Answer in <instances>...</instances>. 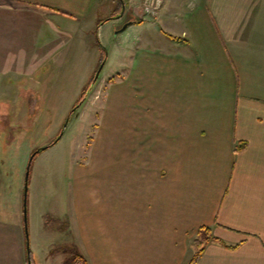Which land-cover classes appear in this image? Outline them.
Segmentation results:
<instances>
[{"label": "crops", "instance_id": "1", "mask_svg": "<svg viewBox=\"0 0 264 264\" xmlns=\"http://www.w3.org/2000/svg\"><path fill=\"white\" fill-rule=\"evenodd\" d=\"M121 7L128 25L117 30L126 19L113 9ZM141 9V0H0V83L25 72L28 57L39 58L38 67L62 48L75 71L92 73L102 56L93 29L101 36L106 27L104 93L114 82L132 90L130 116L104 132L107 140L99 136V183L75 190L71 216L60 225L53 219L71 241L48 253L60 264H75L77 252L85 264H186L207 226L236 246L208 241L195 264H264V0H163L154 16ZM37 10L57 22L48 36L42 22L28 27ZM103 16L110 19L96 27ZM124 134L136 167L125 175L123 162L110 165L115 170L104 178ZM15 218L0 223V264H27L23 220ZM70 245L68 256L60 248Z\"/></svg>", "mask_w": 264, "mask_h": 264}, {"label": "rangeland", "instance_id": "2", "mask_svg": "<svg viewBox=\"0 0 264 264\" xmlns=\"http://www.w3.org/2000/svg\"><path fill=\"white\" fill-rule=\"evenodd\" d=\"M159 9L154 14H147L141 9V13L145 16H154ZM108 10H104L102 14H106ZM37 11L45 14L37 13ZM37 11L36 14L32 12L29 15L28 27L31 31L32 28L35 30V27L42 22L43 31L48 36V32L52 27L57 26V22L49 20L51 16H46L47 11ZM113 11H115L114 17L123 13V19H126L122 24H117L116 29L119 30L124 23L128 22L126 18L128 15L125 16L126 8L121 7ZM105 17L97 21L96 27L107 20ZM67 22L74 24L72 20ZM93 30L95 42L102 51H105L106 59L108 52L111 51L106 27L103 28L101 36L97 35L98 28ZM31 31L29 37L35 38ZM36 34L41 35L43 32L41 30ZM112 34L113 32L110 33L111 37ZM36 42L38 43V40ZM38 44L42 45L43 42L40 41ZM38 44L36 46L40 47ZM44 44H47L45 39ZM68 56L67 48H62L55 56L44 59L38 67L36 61L39 58L28 57L25 72H12L11 81L0 83L2 85L0 87V215H7L8 212L12 215L10 221L1 219L0 223H13L15 216L23 220L27 250L33 264H60L53 257L55 253L48 252L61 243L68 244L67 242L71 241L70 237L66 239L68 237L66 227L57 228V225L66 219L65 217L71 216L67 200L71 198L75 190L76 194H80L84 191L85 185L90 184L92 188L94 180L99 183L98 180L102 175L99 176V169L94 166L96 161L93 160L98 153L96 146L100 140L99 136L104 135L106 130H114L116 125L123 123L125 118L130 116L132 109L130 101L132 90L125 82L119 84L114 82L115 86L108 90V95H105V81L100 79L103 75L106 76L107 67L105 65L102 68L105 62V59L101 61L102 56L92 73L75 71V67L70 63L71 58ZM36 68H39L38 80ZM2 76L4 77L5 74ZM113 76L107 81H113L115 79ZM91 77H94L91 87L81 103L72 111L70 118H67L69 110ZM20 82L23 83L22 87ZM108 97L110 100L107 101ZM92 114H94L93 119ZM101 114L103 116L100 119L104 117L105 121L99 126ZM126 121L129 122L128 119ZM56 136L58 140L37 153L27 170L31 152L49 144ZM104 136L107 140V136ZM131 139V135L128 134L120 136L122 151L118 155L113 154V161L112 156L109 155L110 163L105 162L103 166L104 178H110L111 172L115 170H111L110 165L114 166L123 162L125 175L126 173L130 175L131 167H136L135 164L139 160L137 152L134 155L130 151L124 153L126 145L132 151ZM27 172L28 175H26ZM105 180L108 187H113L110 186L108 178ZM94 186L97 190L100 187L95 182ZM105 195L110 193L106 192ZM54 218H61L59 221L56 220L57 225L56 221H53ZM66 225H68L67 220L64 223V226ZM62 229L67 231H61ZM207 236L211 237V235ZM61 239H65V242H59L62 241ZM197 239L201 240V246L211 241V238L203 239L200 235ZM107 245H110L109 241ZM60 249L65 250L68 256L74 251L72 245ZM80 257L82 258V255ZM81 258L76 257L75 264H84L85 261Z\"/></svg>", "mask_w": 264, "mask_h": 264}, {"label": "trees", "instance_id": "3", "mask_svg": "<svg viewBox=\"0 0 264 264\" xmlns=\"http://www.w3.org/2000/svg\"><path fill=\"white\" fill-rule=\"evenodd\" d=\"M105 19H110V17L105 18ZM102 51V49H101ZM105 51H102V59L101 61H103L105 59ZM94 81V77H91L88 82L84 85V87L82 88L81 93L79 94L77 100L75 101V103L73 104V106L71 107V109L69 110L68 114H67V118H70L72 111H74L76 109V107L81 103V101L83 100L86 92L89 90V88L91 87L92 83ZM58 140V136L55 137L54 140H52L49 144L42 146L40 148H37L35 150H33L30 154V158L28 161V166H27V170H29L30 164L33 160V158L35 157V155L37 153H39L42 149L54 144L56 141ZM243 146V145H240ZM200 235L201 238L205 239V238H211V240H218V238L213 237V236H207L209 235V228L207 226L201 227L198 231H197V237ZM197 237L193 240V243L195 245V247L197 248V250L195 251V253L190 257V259L187 261L186 264H195V262L197 261L199 255L202 252V246H201V240L197 239ZM220 243H222L225 247L227 248H235L236 245H227L225 243H223L221 240H218ZM76 257L81 258L80 254L77 252L75 254ZM26 260H27V264H33L30 258V253L29 250H27V254H26ZM85 264V262H84Z\"/></svg>", "mask_w": 264, "mask_h": 264}, {"label": "built area", "instance_id": "4", "mask_svg": "<svg viewBox=\"0 0 264 264\" xmlns=\"http://www.w3.org/2000/svg\"><path fill=\"white\" fill-rule=\"evenodd\" d=\"M163 0H141V6L145 13L154 14L160 8Z\"/></svg>", "mask_w": 264, "mask_h": 264}, {"label": "water", "instance_id": "5", "mask_svg": "<svg viewBox=\"0 0 264 264\" xmlns=\"http://www.w3.org/2000/svg\"><path fill=\"white\" fill-rule=\"evenodd\" d=\"M126 25H127V22L124 23L120 29L123 30V29L126 27ZM26 175H28V172L26 173ZM26 179H27V178H26ZM26 179H25V180H26ZM24 193L26 194V186H25ZM24 213H25V210H24Z\"/></svg>", "mask_w": 264, "mask_h": 264}]
</instances>
